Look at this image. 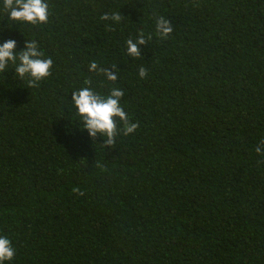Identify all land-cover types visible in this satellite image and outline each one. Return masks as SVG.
Instances as JSON below:
<instances>
[{
    "label": "trees",
    "instance_id": "trees-1",
    "mask_svg": "<svg viewBox=\"0 0 264 264\" xmlns=\"http://www.w3.org/2000/svg\"><path fill=\"white\" fill-rule=\"evenodd\" d=\"M45 2L32 25L0 0V44L34 40L53 62L38 87L0 73L4 264H264V0ZM88 86L123 90L139 124L124 135L117 119L113 147L82 129L71 95Z\"/></svg>",
    "mask_w": 264,
    "mask_h": 264
},
{
    "label": "clouds",
    "instance_id": "clouds-1",
    "mask_svg": "<svg viewBox=\"0 0 264 264\" xmlns=\"http://www.w3.org/2000/svg\"><path fill=\"white\" fill-rule=\"evenodd\" d=\"M3 6L8 10V18L12 21L25 22L32 25L45 24L48 22V4L45 0H3ZM102 20L119 21L121 15L114 13L111 16L105 13ZM156 32L162 38H167L173 31L172 23L163 16L158 17L155 22ZM148 39H151L149 36ZM147 41L141 33L136 40L129 38L126 41L127 54L133 58L140 56L138 45L146 44ZM16 41L6 40L0 44V73H4L11 63L15 65L14 73L19 79L28 77L29 87H38V82L51 75L52 60L43 58L44 53L40 50L36 41H25L24 48L17 52ZM18 53V55H17ZM115 68V65H112ZM90 72L103 74L107 80L116 81L117 74L109 72L107 68L98 67L96 62L89 65ZM147 75L146 69L140 67L139 76L141 79ZM85 85H90V80L84 81ZM124 94L120 88H111L107 96H102L88 87H83L73 91L71 101L76 109V114L80 117L83 127L89 137L95 138L97 135L103 138V146L113 147L115 138L121 131L117 127V119L123 124V134L133 133L139 124L129 121L127 113L121 107V96ZM255 151L264 155V140L256 146ZM78 191V190H77ZM15 255V249L7 236L0 235V264L11 261Z\"/></svg>",
    "mask_w": 264,
    "mask_h": 264
}]
</instances>
